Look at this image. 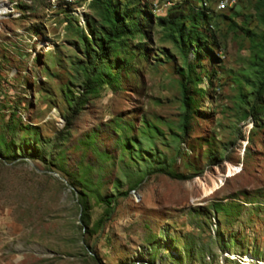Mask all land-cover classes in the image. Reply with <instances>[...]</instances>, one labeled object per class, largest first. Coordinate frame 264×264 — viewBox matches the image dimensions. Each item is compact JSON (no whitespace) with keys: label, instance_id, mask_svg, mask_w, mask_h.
<instances>
[{"label":"rangeland","instance_id":"1","mask_svg":"<svg viewBox=\"0 0 264 264\" xmlns=\"http://www.w3.org/2000/svg\"><path fill=\"white\" fill-rule=\"evenodd\" d=\"M117 1L136 25L86 94L100 6L0 0V264H264L258 0H195L196 52L157 21L184 0Z\"/></svg>","mask_w":264,"mask_h":264},{"label":"trees","instance_id":"2","mask_svg":"<svg viewBox=\"0 0 264 264\" xmlns=\"http://www.w3.org/2000/svg\"><path fill=\"white\" fill-rule=\"evenodd\" d=\"M96 7L100 6L99 16L103 23V32L101 35L95 36V32L91 31L94 39L92 47L86 49L87 63L91 65V75L86 76L83 81V89L86 94H95L97 89L105 84L112 78L109 73L100 74L94 73L96 65L108 59L114 43L122 39L124 36L133 34V26L136 25L131 19L133 13L137 9H120V4L117 0H93ZM195 0H184V4L180 1L174 3L173 7L167 9L164 17H158V24L166 30L167 36L176 44L185 47L190 45L193 51L196 52L201 37L197 31V22L205 21L206 13L205 8H197ZM67 5V4H66ZM255 15L257 21L264 26V0H258L254 5ZM191 24V29H187V25ZM247 32V31H246ZM264 41V33L261 38ZM264 48V44L262 45ZM264 52V50H263ZM186 65L189 64L186 62ZM188 76V75H187ZM182 104L187 107L186 92L187 82L181 84ZM264 92V72L261 79L254 88V100L257 102ZM4 147L6 144L3 145ZM28 146H26V150ZM105 210L97 221L96 224L101 226L105 216H110L113 208L114 198H105L103 200Z\"/></svg>","mask_w":264,"mask_h":264},{"label":"bare ground","instance_id":"3","mask_svg":"<svg viewBox=\"0 0 264 264\" xmlns=\"http://www.w3.org/2000/svg\"><path fill=\"white\" fill-rule=\"evenodd\" d=\"M65 1H70V0H65ZM218 8L223 9L222 6H219ZM4 9H5V5L0 6V11H4Z\"/></svg>","mask_w":264,"mask_h":264}]
</instances>
